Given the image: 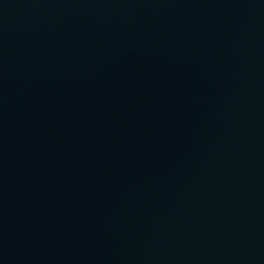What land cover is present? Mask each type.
<instances>
[{
    "label": "water",
    "instance_id": "obj_1",
    "mask_svg": "<svg viewBox=\"0 0 264 264\" xmlns=\"http://www.w3.org/2000/svg\"><path fill=\"white\" fill-rule=\"evenodd\" d=\"M0 264H264V0H0Z\"/></svg>",
    "mask_w": 264,
    "mask_h": 264
}]
</instances>
